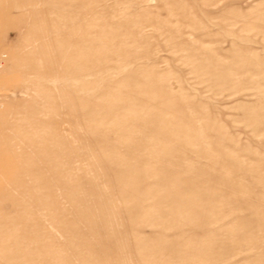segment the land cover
I'll return each instance as SVG.
<instances>
[{
    "label": "rangeland",
    "instance_id": "rangeland-1",
    "mask_svg": "<svg viewBox=\"0 0 264 264\" xmlns=\"http://www.w3.org/2000/svg\"><path fill=\"white\" fill-rule=\"evenodd\" d=\"M0 264H264V0H0Z\"/></svg>",
    "mask_w": 264,
    "mask_h": 264
}]
</instances>
